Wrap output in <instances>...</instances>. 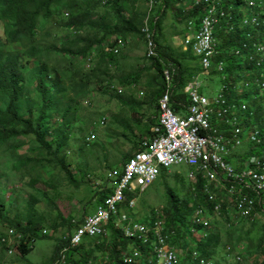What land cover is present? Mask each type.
Wrapping results in <instances>:
<instances>
[{"label": "trees", "instance_id": "16d2710c", "mask_svg": "<svg viewBox=\"0 0 264 264\" xmlns=\"http://www.w3.org/2000/svg\"><path fill=\"white\" fill-rule=\"evenodd\" d=\"M14 1L5 0L0 6V19L4 23V36L0 37V71L5 68L9 72V77L16 81H19L18 72L19 77L26 76L28 89L33 85L35 74L46 66L48 59L53 60L54 65L53 74L45 76L44 79L40 78L42 83L38 87L39 90H47L48 97L43 94V100H41L36 95L29 93L31 105L28 108L22 102V98L26 96L17 98L15 96L14 99L12 93L9 92L7 94L9 111L0 113V116H4V119L0 121V126L7 117L22 121L26 117V112L33 116V108L36 109L38 118L36 127L32 123H28L30 131L28 137L33 148L32 153L21 155L15 151H9V157L0 156V226L21 235L18 243L14 244L19 253L12 257L11 262H8L5 254L6 241H4L3 232L0 231V264H38L29 261L27 257L37 247L35 243L41 238L53 241L52 256L41 264H54L61 257V251L65 247H69L71 236L82 224L83 219L95 213L104 204L107 196L113 193L108 186L112 179L110 177L107 179L104 176L102 180L99 179L95 182L96 187H91L92 200L90 202H86L84 198L78 199L75 195L89 181L93 169L90 168L85 156L90 149L94 150L98 143L95 142L92 145V141H86V138L91 135L88 132L86 137L83 136L86 127L75 128V113H80L82 107L75 97L69 98L67 93L69 90L78 93L77 89L80 86L87 90L92 83L95 84V87L103 89L107 87L104 83L107 79L109 85L113 86L114 82H117L118 87L122 88L124 93H129L128 98L121 100L120 96H117V99L123 103L125 108L140 115V118H134L140 134L137 135L131 126L123 123L122 120L119 121L118 128L123 129L122 136L125 140L133 143V148L129 153L117 156L114 163L108 162L104 146L100 149L103 151L102 157L93 158L95 161L106 163L105 167L100 164L101 168L97 167L94 170L113 171L117 168L123 172L126 162L138 151L145 150L142 144L145 141L150 142L156 136L152 132V128L159 124V101L168 89L171 91L172 109L181 116L187 114L191 99L185 88L197 76H205L202 74L205 73V70L201 58L196 56L191 48L186 50L182 47L177 48L166 39V29L173 36L185 38L198 30L208 7L204 0H156L157 8L149 18L148 2L150 0H19L20 2L11 8ZM253 1L255 6L263 7L260 8L262 11L260 25H253L252 33L249 34L247 29L241 30L237 23L240 18L238 7L230 17L227 14V18L223 22H219L216 27L215 51L211 58L208 75L203 77L205 82L210 83L212 79L223 76L224 87L220 93L222 92L227 103V106H224L227 108V116H231L233 113L231 109H235L234 113L237 115L236 96L238 97L237 85L240 77L245 82L243 97L247 100L251 94L250 103H243L245 109H242L243 113L241 112L240 115L241 124H237V127L240 126L243 130L242 147L234 150L228 157L230 162L237 161V168L242 167L243 161L249 156H264V1ZM202 2L205 4H201ZM241 2L249 7L245 1L234 0L235 5H239ZM169 15L174 18V21L166 26L165 18ZM231 17L233 20H237L233 28L231 25L228 26V20ZM175 21L182 26H176ZM146 25H149L151 31L154 32L157 57L147 58L145 55L143 59L148 62L147 66H135L128 74L114 77V73L127 67L124 63L127 59L126 54L122 53L123 50L119 47L118 41L123 43L125 49H127V41L134 37L146 45L145 36L142 33V29ZM257 25L259 26L257 27ZM25 34L29 38L39 39L48 47L43 51L29 46L30 40ZM4 37L6 41L1 42V38ZM14 41L21 46L18 52L22 53L28 48L26 53L30 59H16L11 62L14 59L10 58ZM107 49L109 50L107 51ZM87 63L89 64L87 65ZM220 65H222V71ZM166 69L171 75L170 88H168L165 79ZM31 70H34V75H31ZM6 76V74L0 73V95L4 90L1 89L2 84L8 83L4 82ZM248 76H250V81L247 79ZM66 81H69L68 84L65 83ZM55 84L57 86H54ZM62 86L64 95L61 93ZM233 86L236 87L235 91L232 89ZM138 87L144 89L143 99H137L138 94L135 96L134 89ZM203 90L204 87L201 88L202 93H204ZM230 90H232L231 96ZM133 96L136 97V100L133 99ZM51 97L56 102L57 111L51 106L49 115H47V100ZM64 100H69L70 104L65 105ZM50 104L52 103L50 102ZM140 111L143 113L140 114ZM59 114L63 118V120L57 121L59 129L50 132L47 139L51 127L47 126L46 122L55 124L54 118L59 117ZM94 114L99 115L97 112ZM216 118H218L214 120L216 127L225 135H230L234 126L221 121L218 116ZM86 120L87 125L90 124L89 117H86ZM93 128L95 129L96 126ZM118 128L116 127L114 134H108L107 137L118 136ZM254 131H259L260 143L247 138L248 134ZM66 132L68 135L81 133V141H83L81 148L86 146L85 151L81 153L83 156H78L79 162L75 168L68 156L64 154L66 148L57 144L59 138L61 139ZM8 136L7 132L0 131V153L4 151L2 149L3 142ZM69 139L70 136L67 140ZM240 149L242 153L239 152ZM73 170L75 174L81 176L80 179L73 174ZM58 171L60 175L66 174L68 178L70 186H65L66 189L73 188V191L69 193L70 196L62 191V184L58 178L49 181L42 179L44 172L50 174ZM168 173L166 169H162L160 177L168 178ZM17 175L21 179L28 180L22 184L24 190L17 191L15 188L8 189L1 185L3 180L15 178L14 176ZM39 183H43L46 189L59 191L56 195L57 200H50L45 191H43V198H40L41 190H37L38 195H36L35 186ZM204 184L205 180L201 175H199L196 184L185 183L182 177L176 180L174 188L167 182L169 200L158 209L159 215L155 210L151 212V218L147 220L146 224L153 226L156 221H163L165 229L162 234L171 236L170 244L176 246L180 243L184 232L183 206L192 207L189 205V201L190 199L194 200L196 211L204 208L205 216L212 218L205 226L204 240H200L197 244L200 254L207 262L212 264H228L229 262L231 264H264V247L254 245L252 241L244 242L246 238H250L254 231L252 233L251 229L246 231L248 235H245L244 230L240 228L238 229L240 232L237 234L232 232L228 208L233 205L222 203L221 195H218L214 201L210 200L209 196L204 194ZM11 189L15 191L9 194ZM27 190L28 197H25L23 194ZM248 194L255 196L252 192H248ZM184 196L185 199H183ZM69 198L77 201L79 216L72 213L71 217L65 218L59 211V201ZM126 198V203L120 208L129 205L128 202L131 201L132 196L127 194ZM42 201L49 205L48 210L47 208L40 209L38 204ZM218 204H222L223 207L219 213L215 212ZM257 210L264 215L260 206L257 207ZM188 212L192 223V217H195V214L193 216V213ZM219 215L222 216L218 217ZM116 221L117 219L109 221L105 234L93 237H89L87 234L84 236L85 241L82 244L70 248L66 253L68 255L67 264H155L154 260H148V256L151 257L150 253H152L154 245L157 244L156 236L152 233L149 234L145 242L128 238L122 229L115 226ZM250 221L253 226L257 224L254 220ZM188 227L190 229V224ZM261 228H263L262 236L264 237V223ZM47 229L53 235L44 234ZM202 229L203 226L196 223V232L199 233ZM59 232L62 233L60 236L57 235ZM186 232L192 234L193 231L186 230ZM261 242L263 240L260 238L257 243ZM223 248L226 254L234 258L233 261L228 259L219 261L217 254L220 255ZM136 253H143L146 261L137 263ZM125 259H132V261L126 262Z\"/></svg>", "mask_w": 264, "mask_h": 264}, {"label": "built area", "instance_id": "2783aa9c", "mask_svg": "<svg viewBox=\"0 0 264 264\" xmlns=\"http://www.w3.org/2000/svg\"><path fill=\"white\" fill-rule=\"evenodd\" d=\"M207 3V13L203 17L198 30L194 34L185 36L183 46L191 48L196 56L201 58L205 70L203 75L208 74L211 58L215 51V30L220 19L226 15L218 0H204ZM151 8L156 6V0H150ZM151 11L148 12L150 18ZM257 23V19H254ZM146 40V57H157V45L154 32L149 25L142 29ZM119 47L124 46L118 41ZM109 49H107L108 51ZM168 88L171 84V75L168 69L164 72ZM201 81L197 80L186 86L185 91L189 94L191 105L187 114L181 116L172 109L170 104L171 91L168 89L159 101V124L153 127L152 132L156 136L150 142L142 144L145 150L138 151L125 164L123 172L115 173L116 185L109 184L113 193L108 195L104 207L99 208L92 216L85 219V225L76 232L71 242L76 245L81 238L88 234L95 236L105 234L104 225L112 218H116V227L124 231L128 238H137L146 241L149 234H154L159 244L156 247L158 264H180L177 254L165 247L168 235H163V221H156L153 226L135 221L129 215L120 216L118 205L125 199V192H144L161 174L162 169L174 166L186 165L188 180L196 184L199 175L205 180L204 194L214 201L218 195L213 192L211 186L216 183L228 188L226 199L222 203H229L234 206L243 219H252L259 212L260 206L264 211V156L252 157L245 162L242 169H236L228 160L229 155L242 143V132L239 130V117L232 115L235 119L233 131L230 135L219 130L214 120L220 118L224 122L227 106L223 94L211 101L201 92ZM122 91H120L121 93ZM232 126V125H230ZM259 131L248 134V139L260 143ZM94 139V135L91 136ZM252 192L255 196H251ZM222 196V195H221ZM222 204H218L215 212L222 210ZM229 210V208H228ZM199 215L204 214L205 209L198 211ZM157 213H159L157 211ZM205 226L207 221L203 220ZM198 255L194 253V259ZM204 261H201L203 264ZM192 264V263H191Z\"/></svg>", "mask_w": 264, "mask_h": 264}, {"label": "rangeland", "instance_id": "374dc122", "mask_svg": "<svg viewBox=\"0 0 264 264\" xmlns=\"http://www.w3.org/2000/svg\"><path fill=\"white\" fill-rule=\"evenodd\" d=\"M242 1L247 2L249 7H246L244 2H241L239 5H235L234 0H218L216 2H219L220 6L225 10L226 15L228 14L229 17L231 16V14H233L235 8L238 7L237 9H238L239 14H240V18L238 19V22H237V20L236 21L233 20V17H231L228 20V26L231 25V28H233V25L237 22L239 24L241 30L243 28H245V29H247V32L250 34V33H252L253 25H255V24L260 25V23H261L262 11H260V8L262 6H260V5L255 6L253 0H242ZM261 1L263 2L264 0H261ZM201 4H205V3L202 2ZM254 6H255V8H254ZM154 7L151 8L150 1H149L148 2V12L151 11V17L153 15V12H155L157 6H154ZM226 15L220 19V22H223L225 20V18H227ZM255 18L257 19V23H254ZM173 21H174V18L171 15H169L165 18V25L168 26V24L173 23ZM175 25L176 26H182V24L176 23V21H175ZM259 25H257V27ZM2 30L3 29L0 28V35H2L1 34ZM175 38H176V36H173L170 33V31L168 29H166V39L168 41H172L173 45H176V44H174ZM182 39L184 41L185 38L182 37ZM120 47L123 50L122 53L124 52L126 54L127 59L124 63L127 65V67L124 68L123 70H121L120 72H116V73L113 72L114 77H120L122 75L128 74L130 72V70H132L135 66L144 67V66L148 65L147 64L148 62H146L145 59H143L145 54H146V45H144L143 41L138 40L137 37H134L132 40L127 41V49H125L124 46L123 47L120 46ZM174 49L176 50L175 47H174ZM241 49H242V46H241ZM88 64L89 63H87V65ZM90 65H92V63H90ZM221 66L222 65H220V70L222 71L223 69H221ZM206 73H208V72H206ZM207 75L208 74H205V76H207ZM247 79L250 81V76H248ZM67 82H69V81H66L65 83L68 84ZM104 83L107 85V87H104L103 89L95 87V84L92 83V84H90L89 89H87V90L83 86H80L77 89L78 93L71 92L70 90L67 93V96L69 98L75 97V99L78 102H80L81 107H82V111L80 113L77 114V113H75L76 111L74 112L75 118H76V122L74 124L75 128L78 129L81 127H86V130L83 133V136L86 137V134L88 132H90V133L94 134V136H95L94 140L92 141V145L95 142L98 143L95 146L94 150L90 149L89 153H87L85 156L86 159L88 160L90 168L93 169L92 174L89 176L90 182L87 181V183L81 187L80 191L75 194L78 199L84 198V200L86 202H90L92 200V194H91L92 188L91 187H96L95 182H97L99 179L102 180L104 178V176L111 177L112 180H115V173L120 172V170L117 168L113 169V171H109V170L106 171L105 169L94 170L97 167L101 168V165L103 167H105V165H106V163H104L103 161H95L93 159L96 156L102 157L103 151L100 150L101 147L104 146L106 148V154L108 155L106 157L108 159V162H111V163H114V159L117 156H121V155H123V153L127 154L133 148V145H132L133 143L125 140L124 137L122 136L123 135V129L121 127L118 128L119 121L122 120L123 123H127L129 126H131V128L133 129V131L137 135L140 134V130L138 129V125H136V123L134 121V118H140V115L134 114L132 110L125 108L123 103L117 99V96H120L121 100H123L124 98H128L129 93H124L123 89L118 87L117 82H114V85L111 86L112 84L109 85V80L107 79L104 81ZM244 83L245 82H244L243 78L240 77V80H239L238 85H237L238 97L236 96V102L238 103L237 104L238 108H236V113H237V116L239 117V123L240 124L242 121L240 115H241V112L243 113V110L245 109V106L243 105V103H247V102L250 103V101H251V94L249 95V98L247 100L243 97L242 92L244 91V88H245ZM64 84H63V86H64ZM54 86H57V84H55ZM63 86L61 87V93L64 95V92L62 91ZM201 87H204V90H203L204 93L203 94L206 95L211 101H214L216 98H218L220 91L224 87L223 76L212 79L210 81V83L205 82V80L203 78V80L201 81ZM232 89L235 91L236 87L233 86ZM247 90H249V88H247ZM120 91H122V92L120 93ZM134 91H135V96H136V94H138L137 99H143L144 89L142 87L141 88L138 87V88L134 89ZM231 95H232V90H230V96ZM135 96H133L134 100H136ZM25 102L27 105H29V106L31 105V101L29 100V98H27ZM50 102L52 103V97L47 100V111H46L47 115H49V108L52 106V104H50ZM63 103L65 105H69L70 101L64 100ZM230 103L232 105V102H230ZM231 111L233 112L231 114L235 115V113H234L235 109H231ZM95 112L99 113V115L96 116L94 114ZM141 113H143V111H140V114ZM86 117H89L90 124H88V125H87ZM3 119H4V116L1 115L0 120H3ZM56 119H59V117H56ZM91 120H93V122H91ZM142 120H143V122H145L144 119H142ZM224 122L228 125L233 126L235 124V119L232 118L230 115H228V116L226 115ZM93 126H96V128L94 129ZM116 127L118 128L119 135L118 136L113 135L112 137L108 138L107 137L108 134H114V130L116 129ZM6 128H7V124H6ZM239 130L241 132L243 131L242 128H239ZM76 131H78V130H76ZM69 136H70V139L67 140V138ZM81 136H82L81 133H79L78 135H74V134L68 135V133L66 132L62 135L61 139L59 138V140L57 142V144H61L63 147L66 148L64 150V154H66L68 156L69 160L71 161L73 168H75L77 166V163L79 162L78 156L82 155L81 153H83L86 149V146L81 148L83 146V141H81ZM44 137L46 138V135ZM84 142H86L85 139H84ZM3 144H4V147L6 149L2 153H0V156H4V158L9 157L10 156L9 150H7V146L9 145V140L5 139ZM241 145H242V143L240 145H238L237 148L242 147ZM237 148L234 150H237ZM79 149H80V151H79ZM239 152L242 153V150L240 149ZM252 157L259 158L261 156H249V157L245 158V160L242 163V167H240V168H237L238 167L237 161H232L231 164L236 169H242L245 165V162L249 161ZM166 170L169 172L168 178H164V177L159 176L157 178V180L154 181V183L146 191H144V192L140 191L133 198L134 200L132 201V204H135V206H134V208H132L130 210L129 213L133 216L135 221H137L139 223H146L147 220H149L151 218L150 214L152 211H154V210L156 211L165 205V203L169 200V196L167 193V185H166L167 182L173 188L175 187L174 185L176 184V180L179 177H182L185 183L190 182L188 180V177H187V172L189 171L188 166H186V165L174 166V167L168 168ZM163 172H164V170H163ZM73 174H75L74 170H73ZM75 175L77 176L78 179L81 178V176L79 174L78 175L75 174ZM14 177L15 178H8L7 180H3L1 185L6 186L8 189L15 188L17 191L18 190H24V187L22 184H24V182H26V181L28 182V180L27 179H21V177L19 175L14 176ZM55 178H58V181L62 184V191H65L68 194L70 193V191H73V189L71 187L66 189L65 186H70V184H69L68 178L66 177V174H64V173H62L60 175L59 171L57 173L55 172V173H50V174H47V172L46 173L44 172L43 177H42V179L46 180V181H49V180L55 179ZM35 188H36V191H35L36 195H38L37 190H41V192L39 193L40 198H43L42 197L43 191H45L47 193V196H49L50 200H52V201L57 200L56 195L59 191H53L52 189H49V188L46 189V187L44 186L43 183L36 184ZM212 189H213V192L215 194H221L222 198H225V199L227 198L226 197V195L228 194V188L227 187L221 186L220 184L216 183L215 187H213ZM14 191L15 190L11 189L9 194H11V192H14ZM23 195L25 197H28V190L25 191V193ZM69 196H70V194H69ZM185 198L186 197L184 196L183 199H185ZM189 202H190L189 205H191L192 207H188L187 205L183 206L182 222H183V231L184 232L182 234L180 243L178 245H176L175 248L177 250L186 251L188 256L191 257L194 252H200L197 248V244L200 240L201 241L204 240L205 224H204L203 220H201L202 215H199L198 212L196 211V206H194V200L191 201V199H190ZM58 204H59V211H61V213L64 215L65 218H69L73 214H76L77 216H79L77 201L70 200V198H69V199L59 201ZM38 205H39L41 210H43L44 208H47V210H48V208H49V205L43 201L39 202ZM172 206L174 207L173 200H172ZM229 210H230V212L228 213V218L230 219V223H232L231 224L232 232H235V234H237L238 232H240L238 230L240 228V229H243L245 231V232L243 231V233L246 235L247 234L246 231L248 232V230L251 229V233L254 231L253 234L250 236V238L249 237L246 238L244 240V242L247 243V242L252 241V243L254 245L264 247V237L262 236L263 228H261L262 223H264V215L261 216V214L258 213L257 215L252 217L254 219V221L257 222V224H255V226H253L252 222L250 221L253 219H250V220L249 219H243L238 214V212L234 208V206H230ZM188 211L193 213V216L195 214V217H192V223H191ZM221 216L222 215H219L218 217H221ZM196 219H197V222H196ZM219 220L222 221L221 218H219ZM74 222H75V220H74ZM222 222L225 224L224 221H222ZM247 222H249V223H247ZM196 223H199L203 226V229L199 233H197L195 230ZM189 224L191 226L190 229L188 227ZM186 230H191L193 232L191 234L190 232H186ZM0 231L3 232L4 238H5L4 241L8 242V246L9 247L11 246L10 245L11 241H12V244L14 246L15 242L17 241V238L13 237L14 235L11 232V230L3 228L0 226ZM61 234H62L61 232L57 233V235H59V236ZM50 235H53L52 232H50ZM260 238H261V240H263V242L257 243V241ZM83 241H85V239ZM35 244L37 245V247L28 255L27 259L29 261L34 262V263L41 264L42 262L47 260L52 255L51 249H52L53 241L41 238ZM5 254H7L8 257L10 258L8 260V262H11L12 256L10 254H8L7 251H5ZM217 258L219 259V261H223L224 259H228L229 261L234 260L233 257L226 254V252L224 251V248H223L220 255L217 254ZM23 264H26V263H23ZM228 264H231V262H229Z\"/></svg>", "mask_w": 264, "mask_h": 264}, {"label": "clouds", "instance_id": "9594fccd", "mask_svg": "<svg viewBox=\"0 0 264 264\" xmlns=\"http://www.w3.org/2000/svg\"><path fill=\"white\" fill-rule=\"evenodd\" d=\"M4 1L5 0H0V6L3 5ZM14 2L15 3L12 4L11 8L14 7L17 2H20V1L19 0L18 1L15 0ZM0 28L3 29L2 30V33H1L2 35H0V37H3L4 36L3 35L4 23L2 22L1 19H0ZM27 38L30 40L29 46H31V47H34L36 49H40V50H43V51L48 47V45L42 43L41 41H39V39H35V38L32 39V38H29L28 36H27ZM1 40H2L1 42H5L6 41L5 37L4 38H1ZM20 48H21V46L16 41H14V43L12 45V50L10 52V58H14V59L11 62H14L16 59H21V60H23V59H30L29 56H28V54L26 53V51H27L28 48L24 52H22V53L21 52H18V49H20ZM31 59H35V58H31ZM53 65H54L53 64V60L51 61V59H48L46 66L43 69H41L38 73L35 74V80L33 82V85L30 88H28V89H27L26 76L19 77V72H18L17 73V78L20 81L19 82V81H16V80H12L9 77V75H8L9 72H7V70L5 68L1 69L0 73L7 75L6 76V80L4 82H8V83L2 84V87H1V89H4V90H3V92H1V95H0V113H7L9 111V107H10L9 106V98L7 96V94L9 92L12 93V95L14 96V99H15V96H16V98L19 97V96H26V97L22 98V102L28 108H30V106L27 105L25 101H26L27 98H29L28 97V94L29 93H32V94L36 95L38 98H40L41 100H43V94H46L47 90H45V89L44 90H39L38 89V87L42 83L40 78H43L44 79L45 76H47V75H50L51 76L53 74V72H52ZM34 73H35L34 70H31V75H34ZM26 74L27 73L25 72V75ZM221 94H222V92H221ZM46 97H48L47 94H46ZM55 106H56V102L52 98V108L57 111V109H56ZM32 114H33V116L30 115V114H28L26 112V117L22 121L20 119H11V118L7 117V119H5L3 121V123H2V125L0 126V131L1 132H7L9 134V136L6 138V140H9V145L7 146V150H9L10 152L11 151H15L16 153H20L21 155H27V154L32 153V151H33L32 149L33 148H32V145L30 143V139L28 137V133H30V131L28 130V123H32V125L34 127H36V125H37L38 118L36 116V109L35 108H33ZM54 120H56V123L55 124H53L52 122L49 123V121L46 122V125L49 126V127H51V130L47 134V139L50 136V132L52 133L54 130L59 129V126L57 124V121L58 120L59 121L60 120H63V118L59 114V119L54 118ZM0 121H2V120H0ZM6 124H7V128H6ZM44 127H45V123H44ZM92 135H94V134L91 133V135L86 138V141H93L94 139H91V136ZM94 138H95V136H94ZM2 149H4V150L6 149L4 147V144H3V148ZM108 178L109 177H107V179ZM118 182L119 181L112 180L109 184L112 183V184L116 185ZM139 192L140 191H138V190L135 191V192H125V199H124V201L118 205V209H119V214L120 215L126 214V215H129L131 218H133V216L129 212H130V210L132 208H134L135 204H132V201L134 200L133 198ZM127 194H129L130 196H132V199H131L130 202H128L129 205H126V206H123V207L120 208L121 205H123L124 203H126V200H127L126 195ZM102 207H104V204L101 205L99 208H102ZM99 208L97 209L96 212H98ZM157 211L158 210H156V213H157ZM95 213H93V214H91L89 216H92ZM258 213H260V212H257V214ZM157 215H159V213H157ZM261 216H262V214H261ZM86 218L83 219L82 224H80L79 228H77L76 231L74 232V234H72L71 240H72L73 236L76 234V232H78V230L85 225V219ZM202 218H203L202 220L207 221V225H208L209 221L212 219V218H207L205 216V214H202ZM112 219H116V218H112ZM196 222H197V219H196ZM108 223H109V221L104 225L105 228H106V225ZM146 223H144V224H146ZM164 229H165V227H164ZM11 232L14 235L13 237L14 238H17V241L15 242V244L18 243V241L21 238V235L20 234H17L13 230H11ZM44 234H50V231L47 230ZM86 235L87 234H85L84 236H86ZM84 236L81 238V241L78 244H82L84 242L83 241L85 239ZM89 237H93V236H90L89 235ZM135 239H137V238H135ZM137 240H139V239H137ZM170 240H171V236H168L167 242L165 243V247L168 250L174 251L177 254L180 264H191V263L192 264H201V261H204L203 264H212L211 262H207L206 259H204L202 257V255L200 254V252H194V253H196L198 255V258L197 259H194V253L190 257V256H188V254L186 253V251L177 250L175 248V246H172L170 244ZM143 242H145V241H143ZM78 244L72 245V242H71L70 245H69V247H65L61 251V257L59 259H57V261H55L54 264H67L68 255L66 253L68 252V250L70 248H74ZM10 245L11 246L9 247L8 246V242H6V251H7L8 254H10L13 257L16 254H18L19 251L16 249V247L13 246L12 241L10 242ZM158 246H159V244L157 242V244L154 245V247H153L152 253H150L151 257L148 256V260H151V259L154 260L155 264H158V258H157V253H156V247H158ZM12 257H11V259H13ZM136 258H137V263H143V261H146L145 258H144V254L143 253H136ZM9 259L10 258L6 254V260H9ZM125 261L126 262H131L132 259H125ZM70 262H71V260H70ZM9 264H12V263H9ZM14 264H17V263H14Z\"/></svg>", "mask_w": 264, "mask_h": 264}, {"label": "crops", "instance_id": "0c3cea01", "mask_svg": "<svg viewBox=\"0 0 264 264\" xmlns=\"http://www.w3.org/2000/svg\"><path fill=\"white\" fill-rule=\"evenodd\" d=\"M195 33V31L194 32H192L191 34H194ZM172 42V41H171ZM183 39H182V37H179V36H177L176 38H175V40H174V44H176V45H174L175 47H177V48H180V47H182L184 50H186L185 48H184V46H183ZM199 57V56H198ZM203 77L204 76H197L192 82H190L187 86H189L191 83H193V82H195V81H197V80H199V81H202L203 80ZM233 153V152H232ZM231 153V154H232Z\"/></svg>", "mask_w": 264, "mask_h": 264}]
</instances>
